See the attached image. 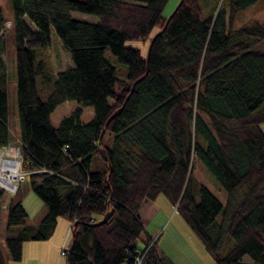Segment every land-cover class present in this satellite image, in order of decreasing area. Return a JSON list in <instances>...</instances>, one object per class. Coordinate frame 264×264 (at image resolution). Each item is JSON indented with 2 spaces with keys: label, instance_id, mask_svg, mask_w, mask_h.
<instances>
[{
  "label": "trees",
  "instance_id": "16d2710c",
  "mask_svg": "<svg viewBox=\"0 0 264 264\" xmlns=\"http://www.w3.org/2000/svg\"><path fill=\"white\" fill-rule=\"evenodd\" d=\"M168 1L8 0L20 171L46 210L26 224L19 183L0 208L8 260L20 261L23 243L46 240L63 218L71 223L65 264H133L138 254L140 264H173L154 241L138 245V209L163 195L213 264H264V23L230 26L257 0H222L206 19L198 0H182L162 30ZM4 23L0 9V148L12 144ZM52 35L69 59L60 72ZM145 40L147 59L125 45ZM71 101L77 106L53 127V110ZM85 107L92 116L82 122ZM195 164L223 203L191 177Z\"/></svg>",
  "mask_w": 264,
  "mask_h": 264
},
{
  "label": "rangeland",
  "instance_id": "374dc122",
  "mask_svg": "<svg viewBox=\"0 0 264 264\" xmlns=\"http://www.w3.org/2000/svg\"><path fill=\"white\" fill-rule=\"evenodd\" d=\"M179 0H169L163 10L164 16H169L172 13V10L175 9ZM222 0H198L201 9V18L206 19L214 14L216 9L220 6ZM0 9L4 14V28L3 33L5 35V53L3 56L4 67L6 72V104H7V125L10 130V134L12 137V144L8 147L12 149V151L16 152V160L19 163V173H23V178L17 181L16 186L21 184V193H24L23 198L26 194L32 195L36 201L40 202V200L30 191L29 189V181L28 177L24 175L26 173L20 171V156L18 150V142H17V134L19 129L18 117H17V104H16V72L14 65V53H13V45L11 39V21L12 14L8 5V0H0ZM226 19H228V9L225 10ZM70 16L74 19L84 20V21H92L94 18L92 16L81 15L78 13H72ZM228 23V20H226ZM251 21H258L260 23H264V0H257L252 6H249L245 10L238 11L230 22V26L232 29H237L243 25ZM126 46L132 48H137L141 55L145 56L148 47V41H127L125 43ZM50 48V56H51V64L54 72H60L65 70L69 66V59L59 42L52 35V43ZM257 48L264 52V42H261L257 45ZM105 58L109 59L113 63L117 64L114 57L110 56V54L105 51ZM119 66V65H117ZM77 106L75 102H65L64 104L58 106L53 113L50 115V123L53 127H56L60 120L64 116H67L72 109ZM92 116V112L90 108H82L81 121L86 122ZM8 158V157H7ZM193 179L206 187L212 194L215 195L222 203L224 202V193L216 187L213 182L212 177H210L198 164H195L192 169ZM4 191V200L0 205L2 213L4 212L8 200L13 196L14 192H9L3 187L0 188ZM26 190V191H25ZM30 197V196H29ZM22 198V200H23ZM41 203V202H40ZM159 210L150 217L149 220L146 221L145 230L151 234L153 238H150V242L157 240L158 248L161 249L164 243L167 241V236L169 234H177V239L173 242L176 243V250L180 249V251L185 252L184 250L189 251L191 253V259H193L192 264H213L212 259L209 254L204 250L201 242L197 240L196 236L191 232L185 222L181 219L179 214L175 212V208L169 203V201L163 196L159 195L155 201L152 202ZM34 205L30 203V207H28V216H26V224H36L41 220L42 212L46 211L43 207V210L36 208L33 210ZM4 215L1 217V225H0V240H2L3 236H5V223H4ZM3 235V236H2ZM2 236V237H1ZM138 245L141 243L138 241ZM0 250L3 255L6 257L7 251L5 249L4 243L0 241ZM143 248V247H142ZM245 261H249L247 258H243Z\"/></svg>",
  "mask_w": 264,
  "mask_h": 264
},
{
  "label": "crops",
  "instance_id": "0c3cea01",
  "mask_svg": "<svg viewBox=\"0 0 264 264\" xmlns=\"http://www.w3.org/2000/svg\"><path fill=\"white\" fill-rule=\"evenodd\" d=\"M261 130L264 134V124L261 126ZM30 203L34 205L33 210L36 208L41 211L43 210L41 203L36 201V199L28 193L22 200V206L26 213L29 211L28 207H30ZM158 210L159 209L151 201L144 200L141 203L138 209V217L140 218L142 225V233L140 235L141 245L139 248L144 246L143 242L153 238L151 234L145 230V225L146 221L149 220L150 217H152ZM44 214L45 212L43 210L41 217H43ZM36 224L34 223L32 225L36 226ZM70 235L71 223L63 218H58L53 232L46 240L24 242L21 248L22 251L20 261L12 262L8 260L6 255V264H65V257L60 256L59 253L61 249L68 246L71 239ZM177 237V234H169L167 236V241L161 249L158 248L159 238L155 240V253L157 255L162 254L166 256L173 264H192L193 259H191V253H189V251L184 250L185 252H183L180 251V249L176 250V243L173 241L176 240Z\"/></svg>",
  "mask_w": 264,
  "mask_h": 264
},
{
  "label": "bare ground",
  "instance_id": "6f19581e",
  "mask_svg": "<svg viewBox=\"0 0 264 264\" xmlns=\"http://www.w3.org/2000/svg\"><path fill=\"white\" fill-rule=\"evenodd\" d=\"M16 155L15 151H8L0 167V185L11 193L16 190L15 183L20 180L16 178L19 173V163L16 160Z\"/></svg>",
  "mask_w": 264,
  "mask_h": 264
},
{
  "label": "built area",
  "instance_id": "2783aa9c",
  "mask_svg": "<svg viewBox=\"0 0 264 264\" xmlns=\"http://www.w3.org/2000/svg\"><path fill=\"white\" fill-rule=\"evenodd\" d=\"M10 150H12L11 148H9L8 146L7 147H2V148H0V167H1V164H2V161L5 159V154L8 152V151H10ZM17 179H21V178H23V173H18V177H16ZM1 180V179H0ZM14 183V182H13ZM17 183V182H16ZM15 183V184H16ZM0 188H2L1 187V185H0ZM152 244V242H150L149 244H148V246L147 247H145V249H147L150 245ZM60 256H62V257H65V254H66V248H63V249H61V251H60ZM141 260H142V257H141V255H137L135 258H134V263L133 264H140L141 263Z\"/></svg>",
  "mask_w": 264,
  "mask_h": 264
},
{
  "label": "water",
  "instance_id": "95a60500",
  "mask_svg": "<svg viewBox=\"0 0 264 264\" xmlns=\"http://www.w3.org/2000/svg\"><path fill=\"white\" fill-rule=\"evenodd\" d=\"M181 2H182V0H179V2H178V4H177V6L175 7V9L172 10V13L167 17V19H166V21H165V24H164V27L162 28V30L165 28V26H166V24L168 23L169 19L171 18V16H172L173 13L175 12V10L178 8V6L181 4ZM162 30H161V31H162ZM153 39H154V37H153ZM153 39H152V40H153ZM151 42H152V41H150V44H151ZM150 44L148 45V47H147V52L145 53V54H146V57H145L146 59H147V57H148V54H147V53H149ZM118 113H119V111L116 112V113H114V114L111 116V118L115 117ZM111 212H112V210H110L109 212L105 213L104 216H103V218L101 219V221H100L98 224L105 223L107 220H109V217H110L111 214H112Z\"/></svg>",
  "mask_w": 264,
  "mask_h": 264
}]
</instances>
